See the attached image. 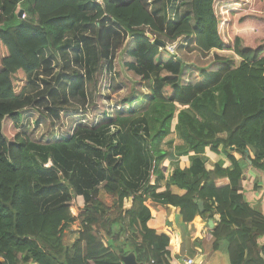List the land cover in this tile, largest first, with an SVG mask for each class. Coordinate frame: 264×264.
I'll use <instances>...</instances> for the list:
<instances>
[{"label":"trees","instance_id":"trees-1","mask_svg":"<svg viewBox=\"0 0 264 264\" xmlns=\"http://www.w3.org/2000/svg\"><path fill=\"white\" fill-rule=\"evenodd\" d=\"M177 1L150 9L148 0H0V264H124L120 255L131 251L146 264H177L170 237L151 223V200L179 207L185 223L219 214L216 228L206 234L213 248L225 243L230 264H264V213L246 200L243 168L232 154L246 156L264 172V34L259 37L257 26L236 31L243 16L237 19L238 6L227 0L221 6L218 0H190L191 11L173 18L170 8ZM261 1L242 0L247 18L264 20V2L260 11L252 9ZM128 35L138 43L128 51L135 61L126 66L150 84L144 109L128 106L45 142L20 132L7 138L6 120L22 123L33 102L59 116L49 99L66 105L76 89L85 95V78L71 65V37L84 43L75 59L87 58L92 83ZM162 37H188L204 54L228 51L238 61L230 57L218 70L202 68L201 81L185 84L183 58L155 62L161 53L155 41L167 44ZM47 54L65 59V75L56 79L61 94L49 87L47 97L45 91L31 94ZM162 66L174 77L159 76ZM116 126L113 136L107 128ZM174 136L182 145H174ZM173 150L194 154L188 167L175 164L167 176L165 162ZM208 150H224L231 164L220 160L208 169ZM173 186L185 192L174 193ZM101 190L112 204L101 199ZM78 195L84 197L80 214L70 204ZM126 199H132L129 208ZM75 223L78 235L68 244L64 236L75 232Z\"/></svg>","mask_w":264,"mask_h":264},{"label":"rangeland","instance_id":"rangeland-1","mask_svg":"<svg viewBox=\"0 0 264 264\" xmlns=\"http://www.w3.org/2000/svg\"><path fill=\"white\" fill-rule=\"evenodd\" d=\"M227 1L238 6L239 14H237V19L238 17L243 16V19L239 21L238 26L236 27V31L242 29L244 33H246L247 30H244V28H256L257 26L259 27L257 28L259 30H257L259 37L264 34V20L260 19L259 21L258 19L247 18L246 13L248 10L243 8L242 0ZM162 2L163 0H148L150 9L158 7ZM263 2L264 0L252 9L260 11L263 6ZM222 4V0H218V5L221 6ZM170 11L173 18L182 16L186 12L191 11L190 0H178L170 8ZM232 31L233 25H230L229 32ZM85 35L90 36V33L86 32ZM162 38L166 39L165 37ZM70 42L72 43V46L69 47L68 50L71 57V65L73 69L78 70L85 78V95H81L79 92L80 89H76L73 94L69 93L70 103L66 105L57 104L49 99L50 107L60 111L59 116L54 113H50L46 108L33 102L24 109V118L22 123L19 125L10 119L6 120L7 138H12V136L20 132L35 141L45 142L48 137L49 139H57L64 136H70L78 124L93 125L100 119L106 121L108 117H115L119 110L126 109L128 106L140 110L144 109V106L148 102L147 98L151 95L150 84L140 75L129 69L127 67L128 65L126 66L127 62L135 61L134 56L128 55V51L136 48L138 43L137 38L128 35L127 37L121 39L120 46H114V49H112L113 56H110L109 60L104 61L102 71L95 75L97 78L96 80L93 78L92 83H89V79L87 80L88 73L86 68L87 65L89 66L87 58L85 57L82 60L75 59L76 47L84 43L74 42L72 37ZM166 42L167 44L165 46L160 45L159 50L161 53L156 57L155 62L164 64L169 62L171 58H183L186 64L181 79L185 84H195L201 81L203 79V75L201 74L202 68H207L211 71L218 70L226 64L227 59L230 57H232L231 60L234 59V61H236L235 63L238 61V58H235V56L228 51L214 50L204 54L197 49L195 43L188 37H181L175 41L166 39ZM111 59L113 61V68L110 70L109 64ZM46 60L47 63L42 65L38 76L37 74L34 75L33 78L38 79L35 84L31 86L29 93L34 94L37 91H45L43 95L47 97L49 87V89H58V95H60L61 91L59 89L61 86L56 79L62 78L65 75L62 72L65 59L62 55L50 57V55L47 54ZM69 71L72 72V70ZM158 75L168 78L174 77L173 73L168 68L163 66L161 67ZM95 82H97V84H95ZM68 87H70V83ZM164 91L167 95H171L173 93L171 87L169 86H166ZM38 97L41 98L42 95H39ZM131 97L135 98V100L130 104L129 98ZM34 99H37V97ZM58 99L60 100L61 97ZM58 99H56V101H58ZM174 121L176 123L177 120L175 119ZM107 130L113 136H117L119 128L117 126L112 128L108 127ZM142 135H146L145 132H142ZM117 142L118 138L116 137L115 143ZM122 156V154H119L115 157H117V159H121ZM52 164L53 161L50 160L44 164V166L47 168ZM170 169L172 170L173 167H170ZM100 197L108 204L113 203L112 196L104 190L100 191ZM131 201V199L125 200L126 208L131 206ZM70 204L72 210L75 213L80 214L84 208V197L82 195H78L75 201H72ZM151 206L153 205L151 204ZM72 229L75 232L66 231V235L64 236L65 242L68 244H70L78 235L76 232L77 229Z\"/></svg>","mask_w":264,"mask_h":264},{"label":"crops","instance_id":"crops-1","mask_svg":"<svg viewBox=\"0 0 264 264\" xmlns=\"http://www.w3.org/2000/svg\"><path fill=\"white\" fill-rule=\"evenodd\" d=\"M173 141L174 145H182L181 140L176 138V136H174ZM177 153L173 150L172 157L165 162L167 176L171 175L175 164H179L181 167H188L191 162L190 156L194 154V152H190L189 154L178 156ZM232 154L240 160L243 168L244 179L242 185L246 200L264 213V172L251 166V162L248 161L246 156H240L237 152ZM206 155L209 158L206 164L208 169H212L214 163L220 160L224 161V166L231 164L224 150L220 153L208 150ZM170 167H173V169L171 170ZM172 190L177 194L185 192L176 186H173ZM147 204L153 214L152 225L159 233H165L170 237L172 250L173 245L180 246V254H173V259L177 264H185L187 259H194L195 264H230L227 245L220 243L219 248L215 249L213 248V241L206 238L207 232L216 228L220 220L219 214H215L214 219H212L214 226L211 227L208 223L209 220H204L200 215H197L192 222L185 223L179 207L161 204L152 200L148 201ZM72 228L78 230L80 224L75 223ZM260 243L264 244V237L260 239Z\"/></svg>","mask_w":264,"mask_h":264},{"label":"water","instance_id":"water-1","mask_svg":"<svg viewBox=\"0 0 264 264\" xmlns=\"http://www.w3.org/2000/svg\"><path fill=\"white\" fill-rule=\"evenodd\" d=\"M21 14H22V11H20L19 12V16H21ZM155 43H157V44H159V45H161V46H165L166 45V43H164V42H160V41H158V40H156L155 41ZM200 208L201 209H203V202L201 201L200 203ZM209 225L211 226V227H213L214 226V222H213V220H209ZM120 258H121V260H122V262L124 263V264H146L145 262H143V261H139L138 259H137V256H136V254L134 253V252H129V253H127V254H125V255H120ZM0 260H4V258L3 257H0Z\"/></svg>","mask_w":264,"mask_h":264},{"label":"built area","instance_id":"built-area-1","mask_svg":"<svg viewBox=\"0 0 264 264\" xmlns=\"http://www.w3.org/2000/svg\"><path fill=\"white\" fill-rule=\"evenodd\" d=\"M97 2H102V0H97ZM19 11H22V14H21L22 18L27 16V12L24 9L19 8ZM172 251H173L174 255H179L180 254V246L176 245V244L173 245ZM185 264H195V261H194V259H187Z\"/></svg>","mask_w":264,"mask_h":264}]
</instances>
